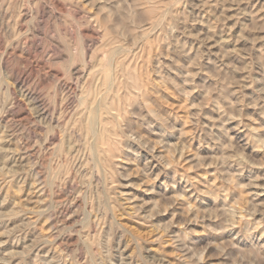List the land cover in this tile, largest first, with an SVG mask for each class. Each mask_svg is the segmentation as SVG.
I'll use <instances>...</instances> for the list:
<instances>
[{"label": "rangeland", "instance_id": "obj_1", "mask_svg": "<svg viewBox=\"0 0 264 264\" xmlns=\"http://www.w3.org/2000/svg\"><path fill=\"white\" fill-rule=\"evenodd\" d=\"M49 263L264 264V0H0V264Z\"/></svg>", "mask_w": 264, "mask_h": 264}, {"label": "bare ground", "instance_id": "obj_2", "mask_svg": "<svg viewBox=\"0 0 264 264\" xmlns=\"http://www.w3.org/2000/svg\"><path fill=\"white\" fill-rule=\"evenodd\" d=\"M160 1V0H159ZM66 2V1H65ZM152 2H153V0H152ZM155 3V2H154ZM150 4H151V2H150ZM158 4H160V3H158ZM147 5H148V3H147ZM161 5V4H160ZM160 5H157V4H154L151 8H150V10H149V13H150V15L151 16H153V17H155V15H156V13L157 12H159L158 10H159V7H160ZM165 6V5H164ZM161 7H163V6H161ZM147 8H149V7H147ZM19 9V8H18ZM163 9V8H162ZM163 11V10H162ZM160 13V12H159ZM162 13H164V11L162 12ZM166 13V12H165ZM19 14V13H18ZM158 14V13H157ZM163 15V14H162ZM162 15H161V13H160V16L162 17ZM165 15V14H164ZM138 16H139V14H138ZM158 16V15H157ZM159 16V17H160ZM158 17V18H159ZM164 17V16H163ZM92 18V17H91ZM97 18V17H96ZM163 19V18H162ZM162 19H160V20H162ZM95 21V20H94ZM156 21H159V20H156ZM156 21H154V22H156ZM158 23V22H157ZM160 23H162L161 21H160ZM156 24V23H155ZM93 25V24H92ZM104 25V24H103ZM157 25V24H156ZM21 26V25H20ZM110 26V25H109ZM152 26V25H151ZM96 27V26H95ZM102 27V26H101ZM137 27V26H136ZM156 27V26H155ZM157 27H158V25H157ZM157 27H156V29H157ZM103 28V27H102ZM19 31V30H18ZM19 33V32H18ZM101 33V32H100ZM88 34V33H87ZM86 34V35H87ZM91 34V33H90ZM89 34V35H90ZM94 36V34H92V37ZM99 36V35H98ZM121 37V36H120ZM115 38V37H114ZM113 38V39H114ZM104 43V42H103ZM112 44V43H111ZM102 45V44H101ZM108 45V44H107ZM127 45V44H126ZM100 46V45H99ZM106 47H108V46H106ZM117 47V48H116ZM125 47V46H124ZM86 48V47H85ZM102 48V47H101ZM119 46L117 45V46H115V47H110L109 49H108V51H107V54H108V56H107V61H106V63H105V65H103V66H101L102 68H98L97 70H95V62H94V64L95 65H89L92 69L90 70V74H96L97 76L98 75H102L101 76V78H102V87L105 89V91L104 92H106V93H108V92H110V90L112 91V89L113 88H116L115 87V85H116V83H117V80L119 81L120 79H119V77H123V79L125 78L126 80H128V79H133V77H135V76H133V74L131 75L130 73H127L126 71H125V68H126V66H128V65H126L125 67H124V70L122 69V64H123V59L125 60V57H126V55H127V53H129V52H127V50L126 51H124V52H126V55H125V53H124V55H123V50L122 49H127L126 47L125 48H119ZM82 49L83 50H85L84 49V47H82ZM101 50V49H100ZM85 52V51H84ZM83 52V53H84ZM89 52V51H88ZM87 52V53H88ZM92 52V51H91ZM102 52L104 53V51L102 50ZM81 53H82V50H81ZM92 53H95V51H93ZM121 53H122V55L124 56V58L122 59V58H120V60H117V58L119 59V57L118 56H120L121 55ZM98 54V53H97ZM100 54V53H99ZM120 54V55H119ZM83 55V54H82ZM121 55V56H122ZM92 56V55H91ZM100 56H103V55H101L100 54ZM99 56V57H100ZM122 56V57H123ZM68 57V56H67ZM86 57H88V56H86ZM98 56H96V58H97ZM104 57V56H103ZM117 57V58H116ZM69 58V57H68ZM82 58H85V56L83 57L82 56ZM89 58H91V57H89ZM127 58V57H126ZM122 59V60H121ZM130 59V58H129ZM85 60V59H84ZM83 60V61H84ZM86 60H87V58H86ZM100 60H101V58H100ZM137 60V59H136ZM97 61V60H96ZM126 61V60H125ZM85 62V61H84ZM86 62H88V60L86 61ZM113 62H114V65H113ZM128 62V61H127ZM89 63H92L90 60H89V62H88V64ZM99 64V63H98ZM126 63L124 62V64L123 65H125ZM128 64V63H127ZM100 65V64H99ZM84 67H86L87 68V66H85V64H84ZM89 67V68H90ZM131 67H132V65H131ZM85 68V69H86ZM128 69H129V71H130V68H129V66L127 67ZM83 70H84V68H82ZM78 71V70H77ZM87 71V70H86ZM89 71V70H88ZM131 72L132 73H134L133 72V70H131ZM79 73V72H78ZM81 73V72H80ZM75 74V73H74ZM77 74V73H76ZM75 74V75H76ZM94 74V75H95ZM81 75V74H80ZM95 75V76H96ZM79 77L77 76V79H78ZM136 78V77H135ZM135 78L133 79V80H135ZM73 79V78H72ZM76 79V78H75ZM97 79V78H96ZM98 79L101 81V79L98 77ZM97 79V80H98ZM80 80V79H79ZM86 80V79H85ZM84 80V81H85ZM122 80V79H121ZM125 80V81H126ZM137 80H139V79H137ZM76 81V80H75ZM99 81V82H100ZM129 81V80H128ZM132 81V80H131ZM140 81V80H139ZM139 81H138V87H139ZM71 82V81H70ZM82 82V81H81ZM127 82V81H126ZM78 83V82H77ZM124 83V82H123ZM123 83H121L122 85H123ZM132 83V82H131ZM66 84V83H65ZM71 84H74V83H71ZM125 84V83H124ZM127 84V83H126ZM130 84V83H129ZM93 85H94V83H93ZM132 85H134V84H132ZM141 85V84H140ZM76 86H77V84H76ZM100 86V85H99ZM120 86V85H119ZM124 86V85H123ZM123 86H121V87H123ZM128 86V85H127ZM131 86V85H130ZM137 86H135V87H137ZM72 87V86H71ZM125 87V86H124ZM134 87V86H133ZM134 87V88H135ZM74 88V87H73ZM80 88V87H79ZM84 88V87H83ZM94 88H95V86H94ZM101 88V87H100ZM127 88V87H126ZM128 88H130L129 86H128ZM141 88V87H140ZM67 89V88H66ZM77 90H79L78 88H76ZM88 89V88H87ZM98 89V88H97ZM138 89V88H137ZM70 90H71V88H70ZM70 90H69V92H70ZM74 90V89H73ZM115 90V89H114ZM119 90H121V89H119ZM130 90V89H129ZM86 91V90H85ZM98 91H100V90H98ZM116 91V90H115ZM122 91H123V88H122ZM125 91H126V89H125ZM73 92V91H72ZM76 92V91H75ZM79 92V91H78ZM78 92H76V93H78ZM91 92H92V90H91ZM94 92V91H93ZM117 92V91H116ZM127 92H128V90H127ZM132 92V91H131ZM133 92L135 93V91L133 90ZM81 93V92H80ZM105 93V94H106ZM111 93V92H110ZM109 93V94H110ZM115 93V92H114ZM123 93H124V91H123ZM122 93V94H123ZM126 93V92H125ZM128 93H130V92H128ZM84 94V93H83ZM109 94H107V95H109ZM121 94V93H120ZM137 94V93H136ZM78 95V94H77ZM76 95V96H77ZM98 95H99V93H98ZM97 95V97H100V95L98 96ZM79 96V95H78ZM82 96V95H81ZM84 96V95H83ZM83 96H82V98H83ZM106 96V95H105ZM119 96V95H118ZM127 96H129V95H127ZM102 97V96H101ZM109 97V96H108ZM119 97H124V96H119ZM131 97V96H130ZM67 98V97H66ZM77 98V97H76ZM94 98V97H93ZM90 99L89 100V98L88 99H86V98H83L82 100L83 101H81L80 99H78V100H80L82 103H83V106H84V104H85V106H84V110H82V111H84V114H87V116H88V119H87V122H86V120H85V118H84V120H85V128H86V130H87V132L89 133V134H93V133H95L94 135L96 136V143H97V145H95V142H94V148H95V146H97L96 147V149H98V155L96 154V152H95V154H96V156H98V162L100 163L101 162V158H104L103 156L105 155V154H107V153H109V152H111V149H113L112 148V135H115V134H112L111 133V128H110V126L108 125V122L107 121H105V120H103V118H101V116H102V114H103V112L102 111H106V109L107 110H109V109H111V108H114L113 107V103H111V102H106L105 100V102L106 103H103L101 100H100V102L99 101H96V99ZM111 98V97H110ZM102 99V98H101ZM103 99H105V98H103ZM108 99V98H107ZM112 99V98H111ZM113 99H115V97H113ZM65 100V99H64ZM78 100H77V103H78ZM115 101V100H114ZM123 101H124V99H123ZM128 101H130V100H128ZM120 102H122V100L120 101ZM81 103V104H82ZM115 103H116V101H115ZM124 103V102H123ZM122 103V104H123ZM130 103V102H129ZM75 104H76V102H75ZM117 104V103H116ZM125 104V103H124ZM60 105V104H59ZM65 105V104H64ZM130 105V104H129ZM128 105V106H129ZM66 106V105H65ZM115 106V105H114ZM123 106V105H122ZM122 106H119V107H121L122 108ZM52 107V106H51ZM124 107H126V106H124ZM74 108V107H73ZM77 108H78V105H77ZM80 108V107H79ZM118 108V107H117ZM117 108H115V109H117ZM55 110H57L56 108H55ZM54 110V111H55ZM65 110V109H64ZM67 110H68V108H67ZM75 110V109H74ZM113 110V109H112ZM122 110V109H121ZM121 110H118L117 112L119 113V114H121L120 112H121ZM124 110V109H123ZM60 111H61V109H60ZM110 111V110H109ZM108 111V112H109ZM116 111V110H115ZM114 111V112H115ZM58 112V111H57ZM63 112V111H62ZM111 112V111H110ZM56 113V112H55ZM67 113H69V112H67ZM123 113V112H122ZM58 114V113H57ZM64 114H65V111H64ZM111 114V113H110ZM114 114V113H113ZM118 114V115H119ZM49 115H50V113H49ZM56 115V114H55ZM66 115H68V114H66ZM80 115V114H79ZM116 115V114H115ZM124 115V114H123ZM47 116H48V114H47ZM51 116V115H50ZM59 116V115H58ZM64 116V115H63ZM81 116V115H80ZM82 116H83V114H82ZM117 116V115H116ZM115 116V117H116ZM65 117H67V116H65ZM78 117V116H77ZM109 117V116H108ZM118 117V116H117ZM116 117V118H117ZM121 117V116H120ZM55 118V117H54ZM71 119H72V116L70 117ZM82 118V117H81ZM106 118V117H105ZM122 118V117H121ZM47 119V118H46ZM45 119V120H46ZM50 119V118H49ZM64 119H66V118H64ZM80 119V118H79ZM83 119V118H82ZM107 119V118H106ZM60 120V119H59ZM108 120H110V118L108 119ZM123 120V119H122ZM49 121V120H48ZM52 121V120H51ZM80 121H82V120H80ZM79 121V122H80ZM53 122H55V121H53ZM58 122V121H57ZM63 122V121H62ZM61 122V123H62ZM67 122V121H66ZM69 122V121H68ZM115 122V121H114ZM117 122V121H116ZM115 122V123H116ZM48 123H50V121L48 122ZM82 123H83V121H82ZM99 123V128H98V130L96 129V125ZM110 123L112 124L113 122L112 121H110ZM109 123V124H110ZM52 124V123H51ZM54 124V123H53ZM59 125H60V123H59ZM64 125V124H63ZM73 125V124H72ZM84 125V124H83ZM117 125V124H116ZM115 125V126H116ZM121 125V124H120ZM49 126H50V124H49ZM61 126V125H60ZM66 126V130L68 129V126L67 125H65ZM77 126V125H76ZM81 126V125H80ZM114 126V125H113ZM114 126V127H115ZM52 127H54V126H52ZM70 127V126H69ZM117 127H118V125H117ZM120 127V126H119ZM71 128H73V127H71ZM74 128H76V127H74ZM121 128H122V126H121ZM46 129V128H45ZM57 129V128H56ZM56 129H54V130H56ZM118 129H120V128H118ZM74 130V129H73ZM122 130V129H121ZM46 131V130H45ZM60 131V130H59ZM113 131V130H112ZM117 131V130H116ZM115 130L113 131V132H116ZM52 132V130L49 132V135H50V133ZM57 132H58V130H57ZM61 132V131H60ZM70 132H72V130L70 131ZM122 132V131H121ZM75 133H76V131H75ZM74 133V134H75ZM82 133H83V131H82ZM118 133V132H117ZM52 135L53 134H55V133H51ZM58 134V133H57ZM119 134V133H118ZM117 134V135H118ZM64 136H65V134H63ZM78 135V134H77ZM76 135V136H77ZM55 136V135H54ZM63 136V137H64ZM71 136H72V134H71ZM79 137H80V135H78ZM86 136V135H85ZM84 136V137H85ZM48 137V136H47ZM68 137H69V135H68ZM74 137L75 136H73V139H74ZM82 137V136H81ZM81 137H80V139H81ZM120 137H121V135H120ZM65 138V137H64ZM94 138V137H93ZM123 138V137H122ZM62 139V138H61ZM71 139H72V137L70 138V142H71ZM79 139V138H78ZM95 139V138H94ZM93 139V140H94ZM118 139V138H117ZM45 140H46V138H45ZM85 140V139H84ZM116 140V139H115ZM52 142H53V140H51ZM74 140H72V142H73ZM76 141V140H75ZM64 142H65V140H64ZM71 142V143H72ZM92 142V141H91ZM121 142V141H120ZM50 143V142H49ZM73 143H75V145H76V142H73ZM73 143L70 145V147L73 145ZM87 143V142H86ZM52 144V143H51ZM115 144V143H114ZM47 145V144H46ZM50 145V144H49ZM63 145V144H62ZM69 145V144H68ZM67 145V146H68ZM79 145V144H78ZM92 145V144H91ZM57 146V145H56ZM86 146V145H85ZM80 147V146H79ZM81 147H83V146H81ZM89 147V146H88ZM117 147L119 148V146L117 145ZM69 148V147H68ZM75 148H78V147H75ZM94 148H92V149H94ZM58 149V148H57ZM72 149H73V147H72ZM81 149H83V148H81ZM88 149V148H87ZM91 149V150H92ZM116 149V148H115ZM64 150H67L66 148H64ZM63 150V151H64ZM69 150H70V148H69ZM68 150V151H69ZM84 150V149H83ZM117 150V149H116ZM59 151V150H58ZM58 151H56L55 153H57ZM80 150H78V152H79ZM97 151V150H96ZM113 151H114V149H113ZM70 152V151H69ZM87 152V151H86ZM90 152V151H89ZM61 153V152H60ZM73 153H74V151H73ZM76 153V152H75ZM91 153H92V151H91ZM116 153V152H115ZM67 154V153H66ZM94 154V153H93ZM112 154H114L113 152H112ZM72 155V154H71ZM84 155H85V153H84ZM109 155V154H108ZM117 155V154H116ZM91 156V155H90ZM95 156V155H94ZM95 156V157H96ZM113 156V155H112ZM77 157V156H76ZM99 157H101V158H99ZM105 157H108L107 155L105 156ZM114 157H115V155H114ZM86 158H88V160H89V154H88V157H86ZM105 159V158H104ZM67 160V159H66ZM84 160H86V159H84ZM87 160V161H88ZM92 160V159H91ZM107 160V159H106ZM108 160H110V159H108ZM63 161V160H62ZM77 161V160H76ZM78 161H80V160H78ZM83 161V160H82ZM86 161V162H87ZM105 161V160H104ZM67 162V161H66ZM81 162V161H80ZM96 162H97V160H96ZM105 163V162H104ZM78 164V163H77ZM81 164H82V162H81ZM92 164V163H91ZM97 163H95L94 165H96ZM103 164V163H102ZM108 164V163H107ZM106 164V165H107ZM110 164H111V166H109V168H111L112 167V163L110 162ZM109 164V165H110ZM73 165V164H72ZM60 166V165H59ZM84 166V165H83ZM93 165H91V167H92ZM57 168V167H56ZM71 168H72V166H71ZM95 168H96V166H95ZM94 168V170H96ZM102 169H103V167H101V171H102ZM105 169H106V167H105ZM50 170V169H49ZM68 170V169H67ZM89 170H90V166H89ZM93 170V169H92ZM100 170V169H99ZM99 170H97L98 172H99ZM57 171V170H56ZM73 172V171H72ZM79 172V171H78ZM93 172V174H94V171H92ZM103 172H105L104 170H103ZM110 172H108V174H109ZM49 174V173H48ZM84 174V173H83ZM98 174V173H97ZM103 174H105V173H103ZM99 175H100V172H99ZM110 175V174H109ZM93 176V175H92ZM92 176H91V178H92ZM96 176V175H95ZM101 176V175H100ZM105 176V175H104ZM104 176H103V178H104ZM74 177V176H73ZM94 177V176H93ZM67 178V177H66ZM72 178V177H71ZM99 178V177H98ZM105 179V178H104ZM233 179V178H232ZM69 180H71V179H69ZM69 180H67V182L69 181ZM74 181V180H73ZM233 181V180H232ZM67 182H66V184H67ZM51 183V182H50ZM53 183V182H52ZM70 183V182H69ZM72 183H74V182H72ZM70 185V184H69ZM73 185V184H72ZM68 186V185H67ZM69 187V186H68ZM106 203V202H105ZM110 203V202H109ZM107 204H108V202H107ZM112 204V203H111ZM110 205V204H109ZM53 206V205H52ZM233 208V207H232ZM58 210V209H57ZM242 211V210H241ZM251 212V211H250ZM233 213H235L234 211H233ZM240 213H242V212H240ZM223 214V213H222ZM221 214V215H222ZM253 215H254V213H252ZM220 215V214H219ZM235 215V214H234ZM243 215V214H242ZM246 215V214H245ZM244 215V216H245ZM90 216V215H89ZM247 216V215H246ZM245 216V217H246ZM85 217H87V216H85ZM218 217V216H217ZM231 217H233V216H231ZM89 218V217H88ZM90 219V218H89ZM232 219V218H231ZM224 220V219H223ZM86 221V220H85ZM218 221V220H217ZM236 221V220H235ZM239 221V220H238ZM232 222V221H231ZM88 223V222H87ZM233 225H235V222H234V224ZM88 246V245H87ZM90 253V252H89ZM46 256V255H45ZM92 259V258H91ZM47 260V259H46ZM50 260V259H49ZM93 262H94V260H93ZM50 264V263H49Z\"/></svg>", "mask_w": 264, "mask_h": 264}]
</instances>
